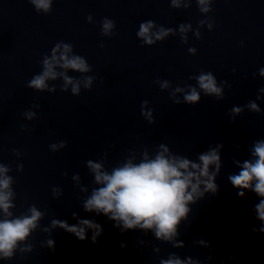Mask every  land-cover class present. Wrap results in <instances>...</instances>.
<instances>
[{
  "label": "water",
  "instance_id": "1",
  "mask_svg": "<svg viewBox=\"0 0 264 264\" xmlns=\"http://www.w3.org/2000/svg\"><path fill=\"white\" fill-rule=\"evenodd\" d=\"M203 7L201 0H51L44 9L0 0V165L12 193L11 216L0 209V220L30 216L33 207L41 213L10 256L0 249V264H162L173 255L193 264H264L261 197L230 179L264 141V0ZM149 21L151 44L138 34ZM161 29L167 34L157 39ZM64 44L89 70L56 65L47 87L30 86ZM208 73L219 94L200 88ZM193 89L199 99L187 101ZM163 148L195 163L213 149L220 157L218 171L209 165L216 190L201 184L204 194L189 202L172 240L85 209L102 187L91 165L111 174ZM85 219L100 225L95 242L93 229L81 240L53 224Z\"/></svg>",
  "mask_w": 264,
  "mask_h": 264
},
{
  "label": "clouds",
  "instance_id": "2",
  "mask_svg": "<svg viewBox=\"0 0 264 264\" xmlns=\"http://www.w3.org/2000/svg\"><path fill=\"white\" fill-rule=\"evenodd\" d=\"M33 2L38 8L48 9L51 5V0H33ZM201 3L204 5L203 10L207 11L208 0H201ZM152 26L151 21L144 23L138 33L149 44L153 42L150 35ZM103 27L107 33L113 27V22L106 20ZM166 34L167 31L161 29L156 38L160 39ZM60 48L61 45H57L51 59H45V71L42 75H37L31 81L30 86L47 87L45 81L57 76L54 71L56 65L84 72L89 70L82 57L70 56L72 51L70 45L64 44L62 53ZM57 53H60L59 57ZM64 78L67 83L73 85L72 91L78 93L79 84L74 83L67 76ZM90 84L91 78L88 79L86 86ZM199 85L207 93L219 94L221 92L211 73L202 74L199 77ZM185 99L195 102L199 99V93L193 89ZM251 107L256 108V105L252 104ZM167 151V148H163L155 159H149L146 156L139 164L129 161L123 167L114 169L111 174L102 172L100 164L91 165L96 173V180L102 187L94 191L86 201L85 209L89 212L96 211L98 214L104 213L110 219L117 221V227L122 225L124 229H151L158 238L172 240L177 235V226L181 219L185 218L189 212V202H192L194 197L204 194L200 187L201 184L205 185V191L216 190L213 182L215 174H210L209 165L215 164L218 171L220 157L218 151L213 149L200 156V163H195L187 159L168 156ZM253 156L255 159L245 162L240 173L231 176L230 179L234 186L255 191L261 197L259 204L256 205V214L257 218L264 222V141L256 143ZM7 171V168L0 165V209H3L7 216H11L8 211L12 206L10 202L12 193L9 191L11 180L6 175ZM238 195L243 197L244 192L240 191ZM40 216L41 213L33 207L30 216L0 220V249L4 256L12 254L11 249L16 241L24 239L36 227ZM53 224H59L60 227L74 233L81 240L85 239L87 229L94 230V242L101 232L99 224L87 219L81 220L79 226L70 227L66 222L59 221H53ZM261 230L264 231V229ZM49 243L53 242L49 241ZM162 264H193V262L191 260L182 261L173 255L168 260L162 261Z\"/></svg>",
  "mask_w": 264,
  "mask_h": 264
}]
</instances>
